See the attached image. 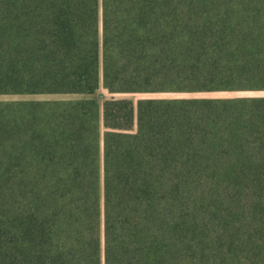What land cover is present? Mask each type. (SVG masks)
<instances>
[{
  "label": "trees",
  "instance_id": "trees-1",
  "mask_svg": "<svg viewBox=\"0 0 264 264\" xmlns=\"http://www.w3.org/2000/svg\"><path fill=\"white\" fill-rule=\"evenodd\" d=\"M264 90V0H0V95ZM0 264H264V97L0 103Z\"/></svg>",
  "mask_w": 264,
  "mask_h": 264
},
{
  "label": "rangeland",
  "instance_id": "rangeland-1",
  "mask_svg": "<svg viewBox=\"0 0 264 264\" xmlns=\"http://www.w3.org/2000/svg\"><path fill=\"white\" fill-rule=\"evenodd\" d=\"M260 98L264 97V90H232L212 92H146V93H111L102 84L93 94H37V95H0V103H54V102H76L83 100H94L100 107L106 99L127 98L135 104L143 99H176V98H198V99H231V98ZM1 214V212H0Z\"/></svg>",
  "mask_w": 264,
  "mask_h": 264
}]
</instances>
